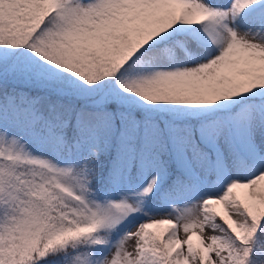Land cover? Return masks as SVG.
<instances>
[{
	"label": "snow or ice",
	"instance_id": "1",
	"mask_svg": "<svg viewBox=\"0 0 264 264\" xmlns=\"http://www.w3.org/2000/svg\"><path fill=\"white\" fill-rule=\"evenodd\" d=\"M0 264H264V0H0Z\"/></svg>",
	"mask_w": 264,
	"mask_h": 264
}]
</instances>
